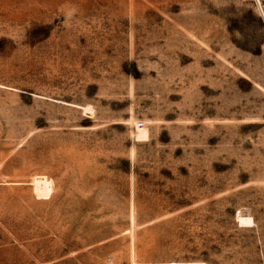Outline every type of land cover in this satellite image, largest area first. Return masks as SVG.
I'll return each instance as SVG.
<instances>
[{"label":"rangeland","instance_id":"374dc122","mask_svg":"<svg viewBox=\"0 0 264 264\" xmlns=\"http://www.w3.org/2000/svg\"><path fill=\"white\" fill-rule=\"evenodd\" d=\"M172 261L264 264V0H0V264Z\"/></svg>","mask_w":264,"mask_h":264},{"label":"bare ground","instance_id":"6f19581e","mask_svg":"<svg viewBox=\"0 0 264 264\" xmlns=\"http://www.w3.org/2000/svg\"><path fill=\"white\" fill-rule=\"evenodd\" d=\"M34 184H35V189L39 190L40 193L43 195L42 197L46 196L49 198V196L52 193V179L46 177L45 175L37 176L35 177ZM237 219L240 225L242 226H250L254 224V219L251 216L244 215L241 212L237 213ZM169 264H179V263L176 261H172Z\"/></svg>","mask_w":264,"mask_h":264}]
</instances>
